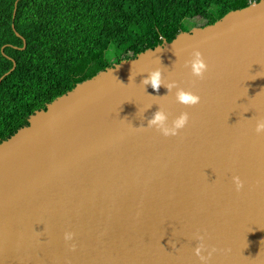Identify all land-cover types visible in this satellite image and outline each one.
Instances as JSON below:
<instances>
[{
	"label": "water",
	"instance_id": "95a60500",
	"mask_svg": "<svg viewBox=\"0 0 264 264\" xmlns=\"http://www.w3.org/2000/svg\"><path fill=\"white\" fill-rule=\"evenodd\" d=\"M155 69L199 102L142 85ZM159 107L188 114L176 135L147 126ZM259 118L264 0L99 70L0 141V264H202L195 234L216 249L208 264H264Z\"/></svg>",
	"mask_w": 264,
	"mask_h": 264
},
{
	"label": "trees",
	"instance_id": "16d2710c",
	"mask_svg": "<svg viewBox=\"0 0 264 264\" xmlns=\"http://www.w3.org/2000/svg\"><path fill=\"white\" fill-rule=\"evenodd\" d=\"M15 1L0 0V141L99 70L257 0Z\"/></svg>",
	"mask_w": 264,
	"mask_h": 264
},
{
	"label": "clouds",
	"instance_id": "9594fccd",
	"mask_svg": "<svg viewBox=\"0 0 264 264\" xmlns=\"http://www.w3.org/2000/svg\"><path fill=\"white\" fill-rule=\"evenodd\" d=\"M185 66L189 68L191 75L197 78L202 77L207 67L202 58V54L196 49L191 52V58L185 61ZM147 73V76L140 81L142 85H148L153 90H156L161 84H163L168 92H171L175 88L173 95L175 101L179 104L190 106L199 102L200 97L198 95L194 94L192 91L178 87L175 81H170L165 85L161 80L159 69ZM187 120L188 114L186 112H181L178 116L169 121L168 113L163 108L159 107L158 110H156L147 120V126L154 127L165 136L176 135L177 130L181 129L186 124ZM254 130L257 133L264 131V118L256 120ZM232 182L235 189L239 191L242 187V181L240 178L234 175L232 176ZM63 238L65 241H70L73 238V233L65 232ZM194 238L197 241L196 246L193 248L194 255L202 262V264H208V260L212 256V253L216 251L215 247L208 248L203 242V236L199 234H195Z\"/></svg>",
	"mask_w": 264,
	"mask_h": 264
}]
</instances>
